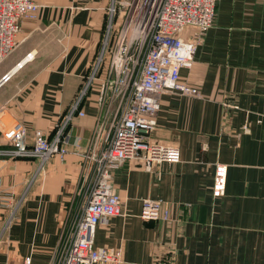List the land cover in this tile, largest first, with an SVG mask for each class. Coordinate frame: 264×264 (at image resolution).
I'll list each match as a JSON object with an SVG mask.
<instances>
[{
    "label": "crops",
    "instance_id": "obj_1",
    "mask_svg": "<svg viewBox=\"0 0 264 264\" xmlns=\"http://www.w3.org/2000/svg\"><path fill=\"white\" fill-rule=\"evenodd\" d=\"M33 1L36 20L21 22L0 64V127L19 122L28 146L61 128L64 154L42 168L36 158L0 159V264L58 257L82 206L83 155L101 149L116 109L102 101L106 64L96 61L109 9L125 0ZM180 80L200 98L161 96L151 137L177 148L179 161L147 172L130 160L112 173L122 214L96 227L94 247L120 251L123 264H264V0H217ZM216 166L225 167L222 196L213 194ZM144 201L159 202L168 219H140Z\"/></svg>",
    "mask_w": 264,
    "mask_h": 264
},
{
    "label": "built area",
    "instance_id": "obj_2",
    "mask_svg": "<svg viewBox=\"0 0 264 264\" xmlns=\"http://www.w3.org/2000/svg\"><path fill=\"white\" fill-rule=\"evenodd\" d=\"M217 0H130L123 4L122 15L109 9L102 50L97 67L106 64L102 101L115 104V115L98 152L83 155V174L77 194L82 199L70 228L60 243V253L51 264H123L120 251L94 247L98 225L122 214L123 201L111 186V176L124 162L137 161L151 172L164 163H177L179 151L170 145L152 142L154 116L161 96L178 94L200 98L196 88L180 80L182 69L189 68L200 38L214 22ZM40 6L33 0H0V63L18 46L22 21H34ZM186 30L195 38L183 37ZM4 76L1 82H6ZM81 89L78 100L86 93ZM74 105L67 119L75 113ZM78 116L85 113L78 111ZM64 124V123H63ZM62 124V126H63ZM61 128L49 141L37 132L31 146L26 143L23 126L16 121L0 127V143L12 148L0 149V159L36 158L40 168L58 154ZM66 142V140H64ZM225 167L216 166L213 194L222 196ZM11 211L7 224L13 220ZM142 220H167L168 211L157 201H144ZM22 264H31L25 258Z\"/></svg>",
    "mask_w": 264,
    "mask_h": 264
},
{
    "label": "rangeland",
    "instance_id": "obj_3",
    "mask_svg": "<svg viewBox=\"0 0 264 264\" xmlns=\"http://www.w3.org/2000/svg\"><path fill=\"white\" fill-rule=\"evenodd\" d=\"M130 0H125V3H127V2H129ZM124 3V4H125ZM120 6H122V5H120ZM123 7V6H122ZM114 9H115V12L117 13L118 11H117V9H119V10H122V9H120L119 7H117V4L116 5H114ZM13 53V52H12ZM11 53V54H12ZM10 54V55H11ZM10 55H8L3 61H5ZM1 64V63H0ZM0 238H1V235H0ZM1 241V240H0Z\"/></svg>",
    "mask_w": 264,
    "mask_h": 264
},
{
    "label": "water",
    "instance_id": "obj_4",
    "mask_svg": "<svg viewBox=\"0 0 264 264\" xmlns=\"http://www.w3.org/2000/svg\"><path fill=\"white\" fill-rule=\"evenodd\" d=\"M21 64H22V63L18 64V66L21 65ZM8 76H9V74H8ZM1 83H2V82H0V84H1Z\"/></svg>",
    "mask_w": 264,
    "mask_h": 264
}]
</instances>
